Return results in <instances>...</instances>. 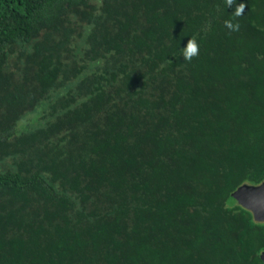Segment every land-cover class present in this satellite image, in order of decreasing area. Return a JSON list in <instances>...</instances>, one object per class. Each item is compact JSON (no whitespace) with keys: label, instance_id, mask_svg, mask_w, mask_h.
Masks as SVG:
<instances>
[{"label":"trees","instance_id":"obj_1","mask_svg":"<svg viewBox=\"0 0 264 264\" xmlns=\"http://www.w3.org/2000/svg\"><path fill=\"white\" fill-rule=\"evenodd\" d=\"M236 3L229 32L223 0H0V264H261L229 192L264 180V0Z\"/></svg>","mask_w":264,"mask_h":264},{"label":"water","instance_id":"obj_2","mask_svg":"<svg viewBox=\"0 0 264 264\" xmlns=\"http://www.w3.org/2000/svg\"><path fill=\"white\" fill-rule=\"evenodd\" d=\"M229 195L237 204L249 210L254 220H264V180L256 184L241 183L232 189ZM254 211L260 215L255 216ZM259 258L261 264H264V255Z\"/></svg>","mask_w":264,"mask_h":264},{"label":"clouds","instance_id":"obj_3","mask_svg":"<svg viewBox=\"0 0 264 264\" xmlns=\"http://www.w3.org/2000/svg\"><path fill=\"white\" fill-rule=\"evenodd\" d=\"M226 9L230 7L234 9L231 12V19H225L223 24L229 32H238L240 30L239 17L243 16L246 9V4L236 3V0H223ZM200 52V45L196 38L187 39L186 44L180 48V55L183 61L191 62L194 58L198 57ZM264 255V250L257 253V256Z\"/></svg>","mask_w":264,"mask_h":264},{"label":"rangeland","instance_id":"obj_4","mask_svg":"<svg viewBox=\"0 0 264 264\" xmlns=\"http://www.w3.org/2000/svg\"><path fill=\"white\" fill-rule=\"evenodd\" d=\"M93 1V0H91ZM45 102V100H41L37 106L30 110V111H27L25 114H23L17 121V123H15V126H14V129L15 131L17 130H20V129H25L24 127L28 128L27 125H24L26 124L28 121L31 123L32 122H35V124L43 121V119H39V116H38V108ZM10 166V159L9 158H6L2 161H0V169L2 168H6V167H9Z\"/></svg>","mask_w":264,"mask_h":264},{"label":"bare ground","instance_id":"obj_5","mask_svg":"<svg viewBox=\"0 0 264 264\" xmlns=\"http://www.w3.org/2000/svg\"><path fill=\"white\" fill-rule=\"evenodd\" d=\"M254 214H255V216H259L260 215L259 213H256L255 211H254Z\"/></svg>","mask_w":264,"mask_h":264}]
</instances>
